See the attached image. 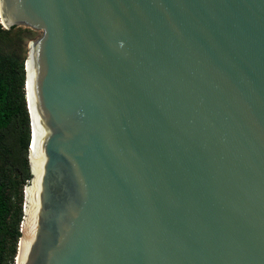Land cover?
<instances>
[{
    "label": "water",
    "instance_id": "95a60500",
    "mask_svg": "<svg viewBox=\"0 0 264 264\" xmlns=\"http://www.w3.org/2000/svg\"><path fill=\"white\" fill-rule=\"evenodd\" d=\"M30 40L15 264H264V0H0Z\"/></svg>",
    "mask_w": 264,
    "mask_h": 264
},
{
    "label": "trees",
    "instance_id": "16d2710c",
    "mask_svg": "<svg viewBox=\"0 0 264 264\" xmlns=\"http://www.w3.org/2000/svg\"><path fill=\"white\" fill-rule=\"evenodd\" d=\"M35 31L0 23V264H15L23 218L24 186L30 179V120L25 60Z\"/></svg>",
    "mask_w": 264,
    "mask_h": 264
},
{
    "label": "rangeland",
    "instance_id": "374dc122",
    "mask_svg": "<svg viewBox=\"0 0 264 264\" xmlns=\"http://www.w3.org/2000/svg\"><path fill=\"white\" fill-rule=\"evenodd\" d=\"M40 35H41V31H35V35L33 36V38L31 40H34V39L38 38ZM13 261L15 262V259Z\"/></svg>",
    "mask_w": 264,
    "mask_h": 264
}]
</instances>
